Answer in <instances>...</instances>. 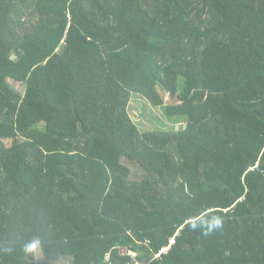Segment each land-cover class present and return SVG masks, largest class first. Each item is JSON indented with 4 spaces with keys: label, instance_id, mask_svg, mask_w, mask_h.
<instances>
[{
    "label": "trees",
    "instance_id": "trees-1",
    "mask_svg": "<svg viewBox=\"0 0 264 264\" xmlns=\"http://www.w3.org/2000/svg\"><path fill=\"white\" fill-rule=\"evenodd\" d=\"M136 262L264 264V0H0V264Z\"/></svg>",
    "mask_w": 264,
    "mask_h": 264
},
{
    "label": "rangeland",
    "instance_id": "rangeland-1",
    "mask_svg": "<svg viewBox=\"0 0 264 264\" xmlns=\"http://www.w3.org/2000/svg\"><path fill=\"white\" fill-rule=\"evenodd\" d=\"M13 87L17 88L19 91H23V85L14 80H10ZM166 102L172 101L169 94H165ZM128 114L133 123L139 126L142 132L154 131L158 129H173L179 124H174L166 117L163 108L151 106L145 99L140 96L131 97L128 105ZM173 241V240H172ZM168 248H163L166 250ZM125 251L124 249H122ZM41 252L38 251V256L40 257ZM66 263V262H65ZM136 264H140L136 262Z\"/></svg>",
    "mask_w": 264,
    "mask_h": 264
},
{
    "label": "clouds",
    "instance_id": "clouds-1",
    "mask_svg": "<svg viewBox=\"0 0 264 264\" xmlns=\"http://www.w3.org/2000/svg\"><path fill=\"white\" fill-rule=\"evenodd\" d=\"M223 218L220 216L211 215L210 219L207 220L204 224H193L190 225V227L193 230L200 229L203 231L204 235H210L214 231L221 230L223 228ZM37 245L35 243H28L25 246L26 252H32L34 249H36Z\"/></svg>",
    "mask_w": 264,
    "mask_h": 264
},
{
    "label": "built area",
    "instance_id": "built-area-1",
    "mask_svg": "<svg viewBox=\"0 0 264 264\" xmlns=\"http://www.w3.org/2000/svg\"><path fill=\"white\" fill-rule=\"evenodd\" d=\"M166 250H167V249H166ZM163 251H165V250H163ZM163 251H162V252H163ZM160 254H161V252H160V253H158L156 256H159Z\"/></svg>",
    "mask_w": 264,
    "mask_h": 264
}]
</instances>
